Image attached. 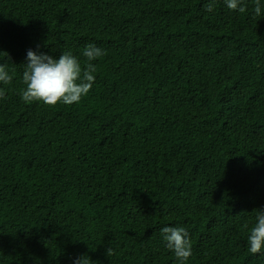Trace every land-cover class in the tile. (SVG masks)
<instances>
[{"label": "trees", "instance_id": "16d2710c", "mask_svg": "<svg viewBox=\"0 0 264 264\" xmlns=\"http://www.w3.org/2000/svg\"><path fill=\"white\" fill-rule=\"evenodd\" d=\"M206 3L0 0V264H178L169 226L187 264H264L243 228L264 210V7ZM89 43L79 104L23 102L28 50L83 64Z\"/></svg>", "mask_w": 264, "mask_h": 264}, {"label": "clouds", "instance_id": "9594fccd", "mask_svg": "<svg viewBox=\"0 0 264 264\" xmlns=\"http://www.w3.org/2000/svg\"><path fill=\"white\" fill-rule=\"evenodd\" d=\"M229 10L246 12L245 0H224ZM254 17L262 16L261 0H253ZM215 7V0H208L205 11L211 12ZM0 53L6 52L0 51ZM82 64L80 59L71 51L62 52L58 58L47 53L27 51V62L22 73V82L25 85L20 91L21 99L26 104L41 103L47 107H56L58 104L71 106L79 104L88 95L95 83L94 73L97 67L92 61L105 55L104 49L94 43L84 47ZM14 71L10 73L7 64L0 63V84L11 85ZM6 95L5 89L0 88V99ZM256 222L249 227L243 225L249 235L247 237L248 251L253 254H264V210H260L255 217ZM161 235L166 246L171 250L178 264H187L192 255L190 234L183 226H169L161 228ZM106 254L110 256L112 249L109 247ZM73 264H94L87 254L81 255Z\"/></svg>", "mask_w": 264, "mask_h": 264}]
</instances>
